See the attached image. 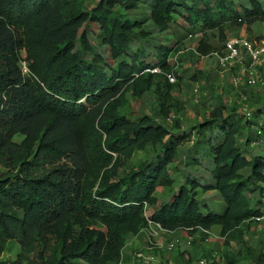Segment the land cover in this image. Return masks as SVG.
Segmentation results:
<instances>
[{
  "label": "trees",
  "instance_id": "trees-1",
  "mask_svg": "<svg viewBox=\"0 0 264 264\" xmlns=\"http://www.w3.org/2000/svg\"><path fill=\"white\" fill-rule=\"evenodd\" d=\"M143 1L149 3V19L130 17ZM85 5L86 0H0V258L12 241L21 248L17 260L0 264H122L128 242L149 221L168 232L208 239L201 230L218 229L222 237L241 240L242 225L264 213V155L249 149L262 140L255 135L257 123L244 122L237 107L227 114L220 98L212 120L198 127L205 136L219 122V138L208 139L211 180L186 175L178 192L148 217L157 191L175 184L171 165L193 135L179 120L173 132L153 117L136 119L122 109L129 93H153L165 121L171 116L173 91L184 80L175 72L178 82L171 85L165 76L175 69L169 61L174 47L160 45L152 53L140 45L168 32L180 8L188 35H202L199 55L190 53L200 61L224 48L227 30L239 33L264 23L262 2ZM149 21L153 30L146 27ZM90 25L97 28L96 43L88 36ZM263 32L246 33L260 40ZM182 49L180 44L175 56ZM150 68L162 73L145 72ZM254 114L264 116V106ZM247 130L251 135L241 148L238 138ZM150 146L156 155L128 168ZM191 158L188 165L201 164ZM198 189L218 193L223 212L201 203Z\"/></svg>",
  "mask_w": 264,
  "mask_h": 264
},
{
  "label": "rangeland",
  "instance_id": "rangeland-1",
  "mask_svg": "<svg viewBox=\"0 0 264 264\" xmlns=\"http://www.w3.org/2000/svg\"><path fill=\"white\" fill-rule=\"evenodd\" d=\"M100 0H86V7H94ZM237 4H248L250 0H234ZM264 6V0H260ZM189 4L192 0H188ZM149 3L143 1L139 4L138 8L130 12L132 18L149 19L150 10ZM185 11L180 8L174 15V21L170 24V29L165 34L156 35L157 38L146 42L141 47H145L152 53H155L157 47L160 45L171 47L174 51L170 59V63L174 65V58L176 48L182 44L183 49L179 53L177 62L175 63L177 71L184 74V80L181 82L180 87H175L173 91L174 99L171 101V122L165 121L160 108V100L158 95L147 93L142 98H137L127 95L129 104L122 109L125 114H132L134 118H141L144 115L153 117L158 123L165 125L173 132H177V123L179 120L181 129L189 131L193 135L191 141L185 143L179 151L177 161L171 165V172L175 178V184L172 188L159 189L157 192L158 203L156 207H147V216L150 217L156 208H160L162 204L170 200V196L178 192L180 187L185 182V176L199 177L201 180H211L209 167L211 165V158L209 155L208 139L219 138L220 133L218 130L219 122H212L209 133L205 136L199 135V126L205 121H211V113L214 109L220 106L218 103L220 98L223 99L228 107L227 114L233 107L239 108L237 94H234L231 86L230 73L219 74L214 67L212 59L205 58L197 61L196 58L190 55L193 50H197L198 42L202 35L194 36L192 39L187 40L189 25L183 18ZM91 26V25H90ZM147 29L153 30L154 25L151 21L147 23ZM88 36L90 41L96 43L95 26L88 28ZM246 32H259L264 31V23L256 22L249 31L246 26L243 27ZM214 33L218 34V31ZM238 30H227L226 36L228 38L237 34ZM215 38V37H214ZM217 39V38H215ZM165 82V81H164ZM250 109L255 111L260 106H264V93L250 92L248 93ZM222 101V100H221ZM167 118V119H168ZM250 130L238 138L239 147L243 148L247 136L249 137ZM251 152L254 154L264 155V146L260 143H253ZM249 153V152H248ZM193 154L197 155L194 156ZM246 154V153H245ZM156 155L153 147H148L145 152H137L134 155V160L128 164V168H132L140 161L150 159ZM193 155V156H191ZM191 157H198L201 161L200 165L190 164ZM242 173L248 175L249 171L246 170ZM192 184L189 185L191 187ZM198 199L201 203H207L210 211L222 212L221 204L224 205L223 200L218 196V193L204 194L198 189ZM258 199V198H257ZM255 199V200H257ZM264 201L262 197H260ZM207 212V209L204 208ZM264 211V209H263ZM262 222L253 220L242 225L241 240H232L227 237H222L218 229L212 230L213 236L203 239L200 233L194 236L188 234V231H177L171 233H164L159 239L154 241L155 248H158L157 243L167 244L171 241L178 240L180 244L174 251L164 250L160 255L155 256L166 262L167 264H200V261L207 259L208 264H227L228 260L232 258L235 264H264L262 258L264 256V234L262 232ZM175 233V234H174ZM194 238L191 244L188 243L190 238ZM165 249V248H164ZM21 248L16 241L9 243L6 251L1 256V261L13 262L17 260Z\"/></svg>",
  "mask_w": 264,
  "mask_h": 264
},
{
  "label": "built area",
  "instance_id": "built-area-1",
  "mask_svg": "<svg viewBox=\"0 0 264 264\" xmlns=\"http://www.w3.org/2000/svg\"><path fill=\"white\" fill-rule=\"evenodd\" d=\"M200 34L188 35L187 40L192 39L194 36ZM195 55L198 54V50H193ZM181 53V52H179ZM172 57V56H171ZM170 57V59H171ZM179 54L175 56L174 62L178 60ZM210 58L214 63L217 73L224 74L230 73L231 75V86L234 94H237L238 105L240 106L237 110L238 115L243 117L244 122H256L257 124L253 127L255 135L261 137L260 144L264 146V116L256 119L252 109L248 106L249 97L248 93L251 91L257 93H264V32L263 38L256 40L250 38L248 33L244 30H240L239 33L228 38L224 48L212 52L209 56L201 57V59ZM170 61V60H169ZM174 63V71L165 74L169 84L175 85L178 82L176 77L177 67ZM24 73L28 72L26 63L22 64ZM153 74H161L160 68H150L145 70ZM179 73V72H178ZM168 122L172 121V118L167 119ZM254 220L262 222V232L264 234V213L261 217L255 218ZM143 232L148 237V246L135 253L134 260L135 264H167L166 262L158 259L153 253L154 241L160 238L164 233H171L163 229L160 224H155L149 221V226ZM203 234L213 236L212 231L202 229ZM194 238H190L188 243L191 244ZM180 244L178 240H173L167 244H158L160 249L174 251ZM165 248V249H164ZM200 264H208L207 259L200 261Z\"/></svg>",
  "mask_w": 264,
  "mask_h": 264
},
{
  "label": "crops",
  "instance_id": "crops-1",
  "mask_svg": "<svg viewBox=\"0 0 264 264\" xmlns=\"http://www.w3.org/2000/svg\"><path fill=\"white\" fill-rule=\"evenodd\" d=\"M158 192V191H157ZM225 205L221 204V209L224 210ZM223 212V211H222ZM176 233V232H175ZM174 233V234H175ZM148 237L145 232L140 233L136 237H133L127 244L124 249V262L122 264H135L134 256L140 250L145 249L148 246ZM158 244L162 245L161 242ZM161 251H164L160 248H154L153 253H157L156 255H160Z\"/></svg>",
  "mask_w": 264,
  "mask_h": 264
}]
</instances>
